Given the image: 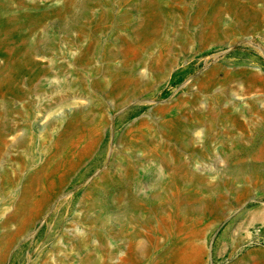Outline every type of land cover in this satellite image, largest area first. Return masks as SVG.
<instances>
[{
  "label": "rangeland",
  "instance_id": "obj_1",
  "mask_svg": "<svg viewBox=\"0 0 264 264\" xmlns=\"http://www.w3.org/2000/svg\"><path fill=\"white\" fill-rule=\"evenodd\" d=\"M0 264H264V0H0Z\"/></svg>",
  "mask_w": 264,
  "mask_h": 264
},
{
  "label": "bare ground",
  "instance_id": "obj_2",
  "mask_svg": "<svg viewBox=\"0 0 264 264\" xmlns=\"http://www.w3.org/2000/svg\"><path fill=\"white\" fill-rule=\"evenodd\" d=\"M37 47V46H36ZM35 51V50H34ZM33 51V52H34ZM168 176H166V175H164L163 173H162V175H161V178H160V180H159V183L160 184H162V185H166L167 184V182H168V178H167ZM164 199H166V198H164ZM158 219V218H157ZM240 220V219H239ZM203 223V222H202ZM238 225V224H237ZM242 225V224H241ZM157 227V226H156Z\"/></svg>",
  "mask_w": 264,
  "mask_h": 264
}]
</instances>
